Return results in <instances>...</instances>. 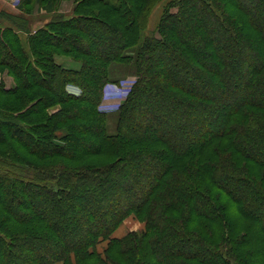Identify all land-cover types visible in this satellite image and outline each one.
Returning <instances> with one entry per match:
<instances>
[{
	"label": "trees",
	"instance_id": "obj_1",
	"mask_svg": "<svg viewBox=\"0 0 264 264\" xmlns=\"http://www.w3.org/2000/svg\"><path fill=\"white\" fill-rule=\"evenodd\" d=\"M156 1L82 0L70 18L32 35L28 50L15 30H2L11 39L0 34V71L15 86L0 84V264H264V0H169L145 35ZM229 17L245 21L247 39ZM229 62L247 67L244 96L213 122L215 104L239 95L231 86L242 76ZM117 66L134 79L107 112L102 86L125 78H113ZM194 112L211 119L197 137L164 132L163 122ZM216 141L241 156L237 175L202 161ZM205 185L232 205L223 225ZM132 213L148 222L137 244L112 237ZM187 218L219 228L217 238L208 246L194 238ZM104 241L112 257L95 249Z\"/></svg>",
	"mask_w": 264,
	"mask_h": 264
},
{
	"label": "rangeland",
	"instance_id": "obj_2",
	"mask_svg": "<svg viewBox=\"0 0 264 264\" xmlns=\"http://www.w3.org/2000/svg\"><path fill=\"white\" fill-rule=\"evenodd\" d=\"M81 1L82 0H0V34L3 39L9 40L11 39V35L5 33L3 34L4 31L2 32V30L6 29L7 27L15 30L20 36V38L23 40L25 49L28 50V41L32 35H34L39 30L43 29L47 25H49L48 27H50V25H53V23L57 21L70 18L73 15L77 5ZM167 1L169 0H157L154 4L151 5L152 10L148 19V26L145 30V35H148L150 32L155 30V26L161 15L162 6ZM254 8L257 12L261 13V10L258 8V6ZM223 9L226 10V8ZM247 9L249 10L250 7L247 6ZM250 10L253 11L252 9ZM196 15H199V13L196 12ZM230 21H233L234 23L236 22L234 18L229 17V22ZM193 24L191 26V33L195 32V30L197 29L195 24ZM235 28L239 30V33L241 34V37L244 38V40L247 39L246 34L249 33V29L248 26L245 24V21H241L237 24L235 23ZM252 42L255 46H259L258 41ZM225 44L220 45L224 53L228 54L229 52H235L236 49H230L227 44ZM262 54L263 53H260L261 56ZM219 55L221 57L220 60H222V58H225L223 57V54ZM54 59L59 65L67 69H79V64L75 63L70 57H66L61 54H56L54 55ZM229 64L231 65L230 68L232 71L242 76L240 80H237L231 86L237 88L238 86L240 87L239 95L235 99H220L222 104H215L214 111L219 114V116L216 117L217 119H212L213 122L216 120H218L219 122L221 117L223 116V113L225 112V107H231L235 105L240 99H243L244 96V94L241 92V84H245L247 82V80H243V76L247 73V67L245 69L244 65L239 66L238 64H235L233 62H229ZM206 65L209 69L214 68V63H212V61H210L209 59H207ZM254 66H258L257 62L254 64ZM182 71L184 70L181 69L178 72L182 73ZM129 72L130 71L124 66H117V68H115L113 73L115 75H113V78H122V76H125V78L119 80L118 83H105L102 86L103 99L101 102V109L107 112H113L116 110V108L123 100V97L129 92L132 86L134 78L129 75ZM0 84H2L5 89H10L15 86L14 79L8 74L6 69L0 71ZM70 87L71 89L79 90L78 87H75L73 85ZM2 100L3 99H0V103L2 102ZM57 109H59V106L49 109L48 113L51 114ZM141 111H143V108ZM248 111L252 112L253 110H249L248 108ZM198 114L199 113L194 112V115H186L183 116V118L180 117L181 120L179 121L181 122L183 120L182 124H184L185 127L183 131V127L181 128V123L171 117L170 120L163 122L164 132L171 131V135L174 134L175 137L183 139L197 137V135L200 134L203 129L208 128L209 123L211 122V119L208 115L202 114L200 116V114ZM238 116L240 118V122H242L243 120L245 121V118H247L248 120L250 118L249 116L245 117V114H239ZM233 121L235 122V119H233ZM160 133L164 134L162 131ZM213 148H216L217 152H214V150L208 151L202 161L222 162L226 169L232 166V169L235 171L234 175H237L240 172L239 168H241V166L239 167V162H241V156L239 155V153H235L234 151H232L229 146V142L225 141H216L213 145ZM157 149H159V151L162 150L159 146L155 148V151ZM153 172L154 170H147L148 176L151 175ZM139 187L135 188L136 190L133 192L134 195H136V193L138 192ZM143 187L145 188L147 186ZM206 187L208 188L207 191L205 190L206 194L220 210L219 212L222 216L220 224L223 225V222H225V220L223 219V217H225V214H223L224 208L228 206V210L230 211L232 209V205H230L231 203L228 201V197L221 190L215 187ZM130 202L131 198L129 199L128 203ZM181 215H183V212L178 213V215H176L174 218H171V213L167 214L166 217L171 220V222H175L176 220L181 219ZM185 224L187 228H193V231L196 234L195 236L193 235V237L196 239L198 238L199 240H201V238H204L207 246L209 245V243L213 242L219 234V228H215L214 225L210 226L208 225V223L203 221H200L197 225L194 226L193 221H189V219L187 218ZM147 230L148 222L146 218L142 214L137 215L132 213L128 217H126L121 222V224L115 229L114 233L112 234V237L121 238L127 235H131L132 237H130L132 244L134 242L135 244H137L138 240L145 236L144 233L147 232ZM95 249L99 253H104V251L108 249V254H110L111 257L114 253V248L109 246L108 241L99 242L98 244H96Z\"/></svg>",
	"mask_w": 264,
	"mask_h": 264
}]
</instances>
